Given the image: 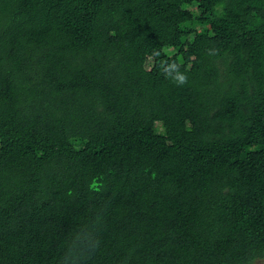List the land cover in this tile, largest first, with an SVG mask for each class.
Returning <instances> with one entry per match:
<instances>
[{"label":"trees","instance_id":"1","mask_svg":"<svg viewBox=\"0 0 264 264\" xmlns=\"http://www.w3.org/2000/svg\"><path fill=\"white\" fill-rule=\"evenodd\" d=\"M263 256L264 0H0V264Z\"/></svg>","mask_w":264,"mask_h":264},{"label":"clouds","instance_id":"2","mask_svg":"<svg viewBox=\"0 0 264 264\" xmlns=\"http://www.w3.org/2000/svg\"><path fill=\"white\" fill-rule=\"evenodd\" d=\"M171 67L176 68L177 66L173 64L171 65ZM173 79L177 83V85H183L184 83L187 82V77L184 74H180V73H177L176 77H173Z\"/></svg>","mask_w":264,"mask_h":264},{"label":"rangeland","instance_id":"3","mask_svg":"<svg viewBox=\"0 0 264 264\" xmlns=\"http://www.w3.org/2000/svg\"><path fill=\"white\" fill-rule=\"evenodd\" d=\"M147 59L148 58H142L141 59V63L144 64L145 66H147ZM251 264H264V256L261 257L260 259H256L255 261H253V263Z\"/></svg>","mask_w":264,"mask_h":264}]
</instances>
